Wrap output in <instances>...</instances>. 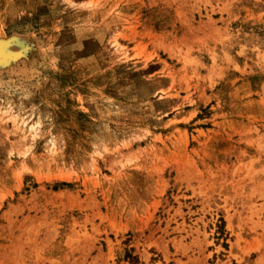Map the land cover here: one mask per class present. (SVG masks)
Masks as SVG:
<instances>
[{
  "label": "rangeland",
  "instance_id": "rangeland-1",
  "mask_svg": "<svg viewBox=\"0 0 264 264\" xmlns=\"http://www.w3.org/2000/svg\"><path fill=\"white\" fill-rule=\"evenodd\" d=\"M0 264H264V0H0Z\"/></svg>",
  "mask_w": 264,
  "mask_h": 264
},
{
  "label": "bare ground",
  "instance_id": "bare-ground-1",
  "mask_svg": "<svg viewBox=\"0 0 264 264\" xmlns=\"http://www.w3.org/2000/svg\"><path fill=\"white\" fill-rule=\"evenodd\" d=\"M3 54H5V51H4ZM7 55H8V54H7ZM1 57H2V56H1ZM2 58H3V57H2ZM4 59H5V58H4ZM14 59H15V58H14ZM11 60H12V59H11ZM11 60L9 59L10 62H11ZM13 61H14V60H12V63H14V62L16 63V61H14V62H13Z\"/></svg>",
  "mask_w": 264,
  "mask_h": 264
}]
</instances>
